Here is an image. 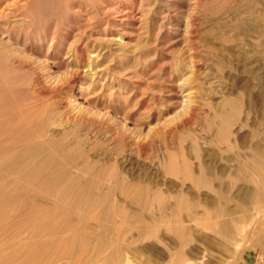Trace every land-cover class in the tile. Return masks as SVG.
I'll return each mask as SVG.
<instances>
[{"label":"rangeland","instance_id":"1","mask_svg":"<svg viewBox=\"0 0 264 264\" xmlns=\"http://www.w3.org/2000/svg\"><path fill=\"white\" fill-rule=\"evenodd\" d=\"M46 6L48 43L21 54L30 65L4 96L44 108L49 135L73 149L74 174L100 182L91 193L103 202L91 207L89 190L55 220H0V264H264V0ZM67 220L102 235L47 231Z\"/></svg>","mask_w":264,"mask_h":264},{"label":"bare ground","instance_id":"2","mask_svg":"<svg viewBox=\"0 0 264 264\" xmlns=\"http://www.w3.org/2000/svg\"><path fill=\"white\" fill-rule=\"evenodd\" d=\"M47 1L48 0H17L14 1V3L11 1L13 4H11V7L9 6L10 9L8 13H0V37L7 38L9 41H13L10 46L4 44V42H2L3 40H1L2 43H0V220L2 221L13 220L19 216L28 218L32 215L34 216V218H38L40 221L44 218H47L48 220H55L58 218L59 213L64 212L68 214L65 209L66 204L74 207L79 206L81 200L83 201L85 193H89V190L91 193V189L97 188L98 183H100L98 180H84V176L81 175V173H73V168L80 170V162H77V159L73 160V155L71 152L73 149L70 150L62 147L60 140H57L55 137H51L49 135V129L47 128V115L44 108L29 106L30 104L28 106H16L17 104L15 106H8V100L4 96L6 91L11 90V88L17 87L16 81L19 78L21 70H23L27 66L29 67L30 65V60H23L21 54L24 53V51H26L27 49L31 50L33 53H40L41 50H43L42 44L44 46V44L48 43L49 36L51 34L50 29H48L49 27L45 31H43V33H40L41 31L39 32V27L48 17V10L46 6ZM15 16L20 17V19L24 20L27 24H23L24 26L20 24L22 28L17 30V27H15L12 23L13 21L10 20L11 17ZM14 21L17 22V20ZM61 38L62 37L60 36V39ZM17 45L20 49L17 48L16 51L14 49H16L15 47ZM37 45L41 46L37 48ZM59 47L53 52V55L59 54ZM32 62L33 65H39L41 61L34 60ZM235 111L234 114H237V111ZM236 116L237 115H235V117ZM225 117H227V115ZM230 117L231 116H229V118ZM227 122L229 123L226 118V123ZM223 125V127L226 128L224 121ZM255 161L253 160V162ZM239 167L240 169H242L241 166ZM248 168L249 166L247 165V169ZM252 172L249 171L251 175L253 174ZM246 173L248 174V171ZM255 174H257V172H255ZM252 176L254 177V175ZM251 179L248 180H250V183H253L251 182ZM254 181H256V179ZM254 184L255 183H253V185ZM259 188H261V186ZM259 193H261L260 190ZM261 196L263 198L264 195ZM92 197V201L90 202L91 207L97 208L96 206L101 199V194L94 193ZM49 201H54V203H50ZM102 202L100 204H102ZM185 204V202H181L180 207L185 206ZM104 211L105 216L110 217V210L107 208ZM61 217L62 216L60 215V218ZM223 224L224 222H222V225ZM85 226L75 228V223L73 225L67 220V223L65 222L62 228H48L47 231L50 233L63 234L69 231H74V236L78 239L80 238L81 240H83L84 243V241L90 238L94 233L93 231L91 234L89 226ZM224 227H228L230 229L226 222L224 224ZM43 231L46 230L38 228L35 234L42 235L41 232ZM100 234L102 235V233H99L98 235L101 236ZM96 244L98 246H95L93 249H96V251L98 252L102 251L103 246L101 245L103 244V242L101 245H99L98 243ZM88 245L82 244L81 248L83 249L86 246L87 248L91 247V245ZM106 246H104L105 249H107L111 245H109L107 248Z\"/></svg>","mask_w":264,"mask_h":264},{"label":"built area","instance_id":"3","mask_svg":"<svg viewBox=\"0 0 264 264\" xmlns=\"http://www.w3.org/2000/svg\"><path fill=\"white\" fill-rule=\"evenodd\" d=\"M257 259L261 262L264 263V251L261 254L257 255Z\"/></svg>","mask_w":264,"mask_h":264}]
</instances>
